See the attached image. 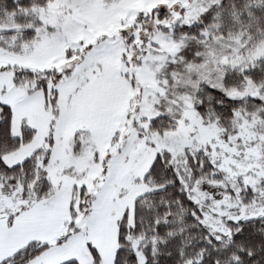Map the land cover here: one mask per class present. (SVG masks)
Instances as JSON below:
<instances>
[{"label":"snow or ice","instance_id":"1","mask_svg":"<svg viewBox=\"0 0 264 264\" xmlns=\"http://www.w3.org/2000/svg\"><path fill=\"white\" fill-rule=\"evenodd\" d=\"M0 264H264V0H0Z\"/></svg>","mask_w":264,"mask_h":264}]
</instances>
